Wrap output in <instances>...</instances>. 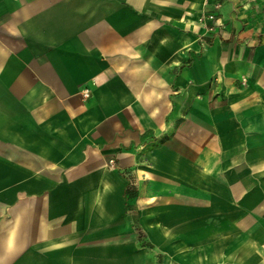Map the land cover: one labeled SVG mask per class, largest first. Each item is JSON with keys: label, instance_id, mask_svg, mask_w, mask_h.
Listing matches in <instances>:
<instances>
[{"label": "crops", "instance_id": "obj_1", "mask_svg": "<svg viewBox=\"0 0 264 264\" xmlns=\"http://www.w3.org/2000/svg\"><path fill=\"white\" fill-rule=\"evenodd\" d=\"M0 264H264V0H0Z\"/></svg>", "mask_w": 264, "mask_h": 264}, {"label": "built area", "instance_id": "obj_2", "mask_svg": "<svg viewBox=\"0 0 264 264\" xmlns=\"http://www.w3.org/2000/svg\"><path fill=\"white\" fill-rule=\"evenodd\" d=\"M88 95H89V91L87 89H84V91L82 93V96L87 97ZM108 165L115 167L116 164H115L114 159H109L108 160Z\"/></svg>", "mask_w": 264, "mask_h": 264}]
</instances>
